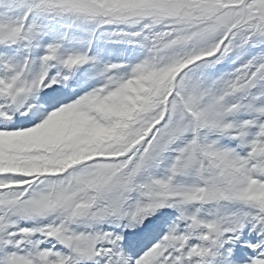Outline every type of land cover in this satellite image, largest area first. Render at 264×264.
I'll use <instances>...</instances> for the list:
<instances>
[{
	"label": "snow or ice",
	"instance_id": "1",
	"mask_svg": "<svg viewBox=\"0 0 264 264\" xmlns=\"http://www.w3.org/2000/svg\"><path fill=\"white\" fill-rule=\"evenodd\" d=\"M0 264H264V0H0Z\"/></svg>",
	"mask_w": 264,
	"mask_h": 264
}]
</instances>
